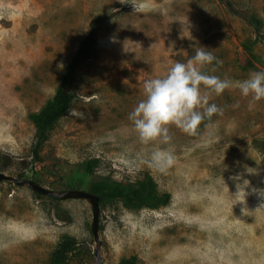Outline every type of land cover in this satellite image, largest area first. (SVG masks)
Returning a JSON list of instances; mask_svg holds the SVG:
<instances>
[{
	"label": "rangeland",
	"instance_id": "374dc122",
	"mask_svg": "<svg viewBox=\"0 0 264 264\" xmlns=\"http://www.w3.org/2000/svg\"><path fill=\"white\" fill-rule=\"evenodd\" d=\"M92 25L76 97L35 160L31 114L53 98ZM198 47L222 61L206 74L242 81L264 71V0H0V172L51 189L156 185L152 206L99 205L101 264H264V199L253 191L264 189V99L238 88L213 93L209 104L221 111L194 135L170 125L168 143H142L129 119L144 82ZM157 151L174 163L157 166ZM55 206L69 218L58 219ZM91 217L85 200L0 181V264H47L64 237L76 240L64 264H93Z\"/></svg>",
	"mask_w": 264,
	"mask_h": 264
},
{
	"label": "clouds",
	"instance_id": "9594fccd",
	"mask_svg": "<svg viewBox=\"0 0 264 264\" xmlns=\"http://www.w3.org/2000/svg\"><path fill=\"white\" fill-rule=\"evenodd\" d=\"M120 2L124 4L126 0H120ZM112 39L115 42V38ZM214 61L218 65L222 64V61L211 51L198 47L195 55L186 63L177 61L163 77L144 82L145 98L140 100L129 114V119L133 122L134 129L142 143L148 144L157 140L168 143L171 140L170 125L194 135L205 119L210 120L214 114L221 111L215 104H209L213 93L219 96L225 89L238 88L243 96H250L253 102L264 99V71L252 72L247 79L242 81L221 79L219 76L209 75L202 71ZM212 71H216L215 67ZM201 86L205 89L204 92L201 91ZM152 161L157 166H171L174 163V157L170 152L157 151L152 154ZM235 179L238 180L239 177ZM245 181L243 184L237 183L236 194L241 192ZM253 191L264 199V189H253ZM260 207H264V203Z\"/></svg>",
	"mask_w": 264,
	"mask_h": 264
},
{
	"label": "trees",
	"instance_id": "16d2710c",
	"mask_svg": "<svg viewBox=\"0 0 264 264\" xmlns=\"http://www.w3.org/2000/svg\"><path fill=\"white\" fill-rule=\"evenodd\" d=\"M249 22L254 26L260 25V20L254 17H250ZM256 31H258V29H256ZM94 33L95 25H92L86 37L80 42L76 54L64 66L53 98L49 100L40 111L31 114L34 134L30 149L32 158L35 160L38 158L40 147L48 138L49 130L55 122L69 110L76 97L75 90L72 86L76 80V72L80 61L92 56L90 46L95 41ZM91 192L98 195L99 205L104 200L119 199L124 205L137 209L143 206H152L159 201L156 185L151 179H148L143 185L138 187L132 184H121L116 181L105 180L93 186ZM34 193L37 194L36 192ZM37 196L42 197L39 194H37ZM54 213L58 219L66 220L69 218L66 211L58 206H55ZM75 244L76 240L72 237L62 238L52 251L47 264L66 263L68 253L73 249Z\"/></svg>",
	"mask_w": 264,
	"mask_h": 264
},
{
	"label": "water",
	"instance_id": "95a60500",
	"mask_svg": "<svg viewBox=\"0 0 264 264\" xmlns=\"http://www.w3.org/2000/svg\"><path fill=\"white\" fill-rule=\"evenodd\" d=\"M0 181H7L11 184L17 186H25L30 188L32 191L36 192L41 196H47L56 200H66V199H82L88 202L91 208L92 217L90 223V232L94 241V262L93 264H101V244L102 241L99 237V197L97 194L82 190V189H51L42 186L38 182L28 179L16 177L13 175H8L3 172H0Z\"/></svg>",
	"mask_w": 264,
	"mask_h": 264
},
{
	"label": "bare ground",
	"instance_id": "6f19581e",
	"mask_svg": "<svg viewBox=\"0 0 264 264\" xmlns=\"http://www.w3.org/2000/svg\"><path fill=\"white\" fill-rule=\"evenodd\" d=\"M16 57H17V56H16ZM18 57H19V56H18ZM18 57H17V58H18ZM16 60L18 61L19 59H16ZM14 61H15V60H14ZM14 65H15V64H14ZM18 65H19V63H18ZM12 66H13V64H12ZM13 67H14V66H13ZM13 67H12V68H13ZM12 70H13V69H12ZM3 229H4V228H3ZM4 234H5V232H4Z\"/></svg>",
	"mask_w": 264,
	"mask_h": 264
}]
</instances>
